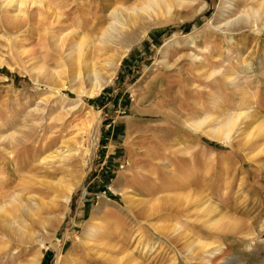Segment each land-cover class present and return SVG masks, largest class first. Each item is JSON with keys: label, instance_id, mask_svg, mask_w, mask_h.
I'll return each instance as SVG.
<instances>
[{"label": "rangeland", "instance_id": "374dc122", "mask_svg": "<svg viewBox=\"0 0 264 264\" xmlns=\"http://www.w3.org/2000/svg\"><path fill=\"white\" fill-rule=\"evenodd\" d=\"M5 1L0 197L8 203L25 192L35 223H28L27 244L0 238V264L39 254L40 264H216L178 255L164 240L169 225L216 255L228 250L217 264H264V151L232 147L247 108L264 120V19L258 29L237 27L261 0H166L169 11L148 0H39L30 15L45 13L44 4L61 15L51 35L87 37L86 46L102 50L99 65L114 60L112 70L97 66L112 75L93 98L79 95L90 90L87 81L73 82L70 70H61L50 34L28 25L26 11L25 22H11L17 10ZM113 8L140 15L116 25L107 42L100 38L113 24ZM56 70L59 79L50 80ZM239 115L229 142L205 134ZM68 186L70 202L63 204ZM35 200L45 206L35 208ZM206 200L215 212L203 209ZM13 208L6 210L15 214ZM232 219L241 223L238 233L227 232Z\"/></svg>", "mask_w": 264, "mask_h": 264}, {"label": "bare ground", "instance_id": "6f19581e", "mask_svg": "<svg viewBox=\"0 0 264 264\" xmlns=\"http://www.w3.org/2000/svg\"><path fill=\"white\" fill-rule=\"evenodd\" d=\"M148 1H150L151 4H153V5H158V1H159L162 4V7L166 11H169V9H171V6L169 5V3L166 0H148ZM175 1L179 2L177 0H175ZM180 3H182V2H180ZM36 4H43V3L41 1H39V0H6L5 2H3V5L5 6V8L10 7L12 5H14L16 7V8L15 7L14 8L17 10V15L12 17L11 19H9L10 21L12 20L11 22H14V21L22 22V20H24V18L26 17L24 11H26V12L29 11L30 8L32 6H34V5H36ZM121 10L122 9H119V8H115V9L113 8V10L111 11V15H112L111 17L113 18V21H112L113 24L109 25L107 27V29L105 30V32L102 33L100 39H102L103 41H107L108 42L109 36H112V34H114L112 32H114L115 30L117 31V29L115 28L116 25H119L120 27L123 25V27H124V24H127V22L130 19L134 18V20H135L136 19L135 16L137 17L138 15H140V14H138L139 10H133L131 12V14L130 13H125V12H123ZM44 11H45V13L44 12H42V13L41 12H34V16L30 15V13H28V12L27 13L29 14V16H32V19H30V22H29L28 25H32L33 27L40 26V29H41V31L43 33V36L44 35L46 36V35H49L51 33V31H49V26L51 27L53 24H56L59 21L61 15L58 12H56V10H53L51 8V5H45L44 4ZM250 12H251V15L243 16V18L241 17V19L239 21H237L238 30H240L243 26L244 27L245 26H247V27L251 26V28H253V27L257 28V22L259 20H263L264 19V0L259 1L255 6L251 7L250 8ZM133 13H136V14H133ZM44 14L46 15V17H44L45 16ZM47 17H48V19H47ZM25 21H26V19L24 20V22ZM253 21H254V23H253ZM12 28L17 30V31L21 29V27L17 26V24L15 25V27H12ZM52 30H53V28H52ZM120 31H121V28H120ZM52 33H53V31H52ZM71 33L74 35L75 34V30L71 31ZM70 35L67 33V34H65L64 36L61 37V35H58V34H54V35L50 34L49 35L50 36L49 37L50 38L49 39L50 42L48 44L53 48V50L57 54H59L58 56H60V61L62 63V66L60 67L61 70L62 69L63 70H65V69L70 70L71 73H70L69 76L73 80V82L82 79V81L85 80V81H87L90 84V86H91L90 90L88 92H84L83 90H81V91H79V95H84V97L87 96L89 98H93L95 95H97L102 90L103 83L104 82H108L109 80H111V75H112V74H109L108 71H106L107 73L101 75L100 71H99V68L97 66L101 67L103 70L106 69V68L112 70L115 67V64L113 62L114 60L113 61L106 60V61H104V63L102 65L101 64L99 65L97 53H100L102 50H97L96 46L91 47L88 44L86 46L85 43L87 41H89V39H87V37H84V36L76 35L75 38H73V39L70 38L71 40H67L68 36H70ZM98 44L100 45L101 43L99 42ZM83 45L86 46V48L84 50L82 48ZM61 70L59 69L58 72L61 71ZM58 72H57V70L55 72H50L49 73V79L57 81L59 79L58 77H60V76H58ZM181 108H182V106H181ZM247 110H248V113L245 112L244 114H242V115H244V118H246L247 121L245 123L240 124V125H242L244 127L241 130V132L239 133V138L240 139L237 140V142L232 143L233 144L232 147L236 146L237 149H242V150H245V149L247 150V148H248L252 152L258 151V154H257V156H258V155L262 154L263 151H264V149H263L264 141H259V139L261 137H263V135H264V120H262V118L259 115V113L250 112L249 110H251V109H249V108H247ZM140 112H142V111H140ZM174 113H176V112H174ZM174 113H172V114H174ZM172 114H171V116H172ZM178 114H180V113L178 112ZM181 114L184 115L183 113H181ZM227 115H229V114H227ZM169 118H170V115H169ZM173 118H174V116H173ZM176 118H177V121H178L179 120L178 117H176ZM185 118H186V116H185ZM87 119H88V117H87ZM170 119H172V118H170ZM240 119H241L240 115H239V117H236V118H228L227 121L222 123V124H220V126L218 128L212 129V130L206 132L205 134L211 140L219 141V142L225 144V143H227V142H229L231 140V132L236 127L237 121L240 120ZM85 121H83V122H85ZM96 122H95V124H96ZM90 124H91V121L89 119L82 126L84 128L85 127H90L91 126ZM92 124H94V123H92ZM199 127H200L199 124L190 125V128H193V130H196V131L199 129ZM56 151H58V150H56ZM57 153L58 152H56V154ZM69 156H70V154L63 156L61 158L60 164H62V161L66 162V160L69 158ZM44 160L42 162H44ZM58 162H59V160H58ZM166 181L164 183H167L170 180L168 179V181L167 182ZM56 190H58V189H56ZM66 190H67L68 195L66 197H64V199L62 201L63 204H68L70 202L69 195L73 191V189L69 188V186H68V188ZM24 193L25 192L22 191V193L15 194V195L11 196L10 197V201L8 203L2 202L1 199H3V198L0 197V238H4V241L6 240L8 242V244L13 242V240H16L17 242L22 243V244H27V242L29 240L30 241L33 240V237L27 231V226H29L28 223H30V222L31 223H35L34 220H33L34 216L32 214L33 209H32V207H27L25 205V199H22V196H24ZM27 195H29V193H26L25 196H27ZM187 198H185V200H187ZM169 199H168V201H169ZM172 199L175 200V198H172ZM129 202H130V204L131 203L132 204L137 203L136 201H133L131 199L129 200ZM193 202H195V201H192V203ZM57 204L59 205V203H57L56 201H52L50 203V205H52V206H56ZM8 205L14 206L12 211L15 212V214H12V212H9L8 210H6V207ZM33 205L35 206V208L36 207H41V206L44 207L45 206V204H43L42 202H38L36 200H35V202H33ZM202 206L205 207L203 209L210 208L214 212L217 210V208H215V206H213V205H211L209 203V200H206L202 204ZM179 208H180V206H179ZM150 210L152 211V209H150ZM158 210H159V208H158ZM181 212L182 211H179L178 213H181ZM178 213H177V215H178ZM219 213H221V212H219ZM19 214H22V216L19 217L18 216ZM148 217H149V214H148ZM226 218L229 220V218L227 216H226ZM223 219H225L224 215H223V217L221 216L220 220L223 221ZM231 222H233L232 227L228 228L227 232L238 233L239 230H240V227H241L240 226L241 223H239L237 220H233V219L231 220ZM31 223H30V225H31ZM153 230H155V229H153ZM163 232H165L164 240L171 247V249H174V251L178 255L179 254L181 255L183 253L191 255V256L201 255L202 256L201 258H203V259H206L207 257H209L208 262H215L217 264V263H220L221 261L224 262L225 258L229 254V253H227L228 250L225 252V254H222L221 252H219L220 255H218V254L216 255L217 252L216 253L209 252L207 250V247L202 245L199 240H192V238L190 236H188V234L185 231H181V227L170 226L169 225V226H167V227H165L163 229ZM181 242H182V244L184 246L182 248L178 249L177 245L179 243H181ZM175 245L177 247H175ZM4 249H6V248L0 249V252H2V250H4ZM1 259H3V258H1ZM112 260H110V261H112ZM175 260H177V258ZM118 261H119V259H118ZM24 264H40V254L39 255H35L31 260L26 261Z\"/></svg>", "mask_w": 264, "mask_h": 264}]
</instances>
